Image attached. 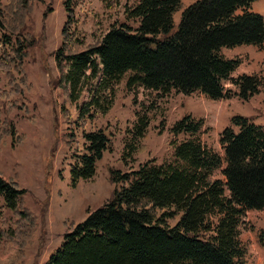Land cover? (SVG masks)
<instances>
[{
    "label": "trees",
    "instance_id": "trees-1",
    "mask_svg": "<svg viewBox=\"0 0 264 264\" xmlns=\"http://www.w3.org/2000/svg\"><path fill=\"white\" fill-rule=\"evenodd\" d=\"M254 1L195 0L183 6L181 0H138L124 9L126 19L135 25H112L100 41L90 45L77 30L69 29L73 5L72 0H64L67 20L54 55L61 81L68 85H63L68 91L65 102H77L79 84L100 76L88 100L77 106L81 119L93 118L108 108L113 87L128 71L132 72L128 87L139 84L164 94L174 89L183 94L199 91L209 99L224 98L223 83L239 61L222 57L221 48L264 44V19L251 10ZM31 8L25 0H11L3 9L0 6V27L18 36ZM178 10L180 19L174 27L173 14ZM25 39L21 44L27 48ZM0 41L9 42L6 38ZM4 47L0 45V65L9 68L11 87L2 89L0 97L11 102L12 93L24 88L21 61L27 52L15 45L4 54ZM12 71L21 75L17 88ZM230 80L245 100L260 85L254 75ZM31 120L34 123L35 116ZM230 121L232 127H225L219 139L223 156L199 139L187 138L172 141L173 163L147 160L130 172L112 170L110 180L115 185L123 182L122 186H115L106 203L64 233L61 245L45 264H246L239 225L245 211L264 208V129L239 114ZM200 122L185 115L171 132L194 137ZM4 135L17 138L20 145L26 139L8 118L0 127L1 143ZM83 137L84 152L70 169L73 184L91 178L96 162L110 149L104 128ZM221 163L224 180L211 174ZM13 172L4 178L0 171V199L18 216L15 234L21 241L9 264L22 256V239L32 229L31 213L24 207L25 190ZM258 241L264 248V229Z\"/></svg>",
    "mask_w": 264,
    "mask_h": 264
},
{
    "label": "rangeland",
    "instance_id": "rangeland-1",
    "mask_svg": "<svg viewBox=\"0 0 264 264\" xmlns=\"http://www.w3.org/2000/svg\"><path fill=\"white\" fill-rule=\"evenodd\" d=\"M10 1L0 0L1 9ZM137 1L72 0L73 20L69 29L77 30L87 44L95 45L112 25H135L126 19L124 9ZM190 1L181 0V3L185 6ZM25 2L32 8L20 34L16 36L0 27V39L9 40L6 45L0 41V45L5 46L1 49L4 54L15 45L27 52L21 61L25 80L22 92H13L11 102L0 97V127L8 118L18 135L26 134L22 145L17 143V138L6 135L4 143L0 142V171L4 178L12 176L13 171L18 173L20 186L25 190L24 207L32 218V229L22 239L23 254L15 264H45L61 245L64 233L106 203L115 186H122L123 182L115 185L110 180L112 170L130 172L147 160L157 164L173 163L172 141L187 138H197L223 156L220 135L225 127H232L230 119L236 114L251 118L264 129V48L245 45L223 49L222 54L239 61L230 75L232 79L254 75L260 80L257 92L246 100L238 96V88L229 81L224 82L226 96L221 99H209L199 91L183 94L173 89L164 94L139 84L128 87L127 79L132 74L128 71L113 87L108 108L93 118L81 119L77 106L88 100L90 89L97 86L100 76L79 84L75 90L79 97L77 102H65L64 93L68 95V91L63 85L66 88L68 85L61 81L54 55L67 20L64 0ZM252 6L264 18V0H256ZM12 8L16 9L15 4ZM179 18L180 10L173 14L174 25L177 26ZM24 37H27V48L21 44ZM0 66L2 91L10 89L11 83L7 75L9 68ZM12 74L17 88L21 75L15 71ZM101 96L103 98L104 94ZM185 115L201 121L194 137L171 132L174 123ZM32 116H35L34 123ZM98 128H104L110 135V149L96 162L91 178L73 184L70 169L84 152L83 135ZM223 166L221 163L219 168L213 169L212 176L224 180ZM225 193H229L227 189ZM16 219L18 216L0 199V264H9L10 257L16 253L14 250L20 247L21 241L15 234ZM261 229H264V208L245 211L239 237L245 244L246 264H264V248L258 241Z\"/></svg>",
    "mask_w": 264,
    "mask_h": 264
},
{
    "label": "crops",
    "instance_id": "crops-1",
    "mask_svg": "<svg viewBox=\"0 0 264 264\" xmlns=\"http://www.w3.org/2000/svg\"><path fill=\"white\" fill-rule=\"evenodd\" d=\"M191 2V1H190ZM189 4V3H188ZM253 9V8H252Z\"/></svg>",
    "mask_w": 264,
    "mask_h": 264
}]
</instances>
